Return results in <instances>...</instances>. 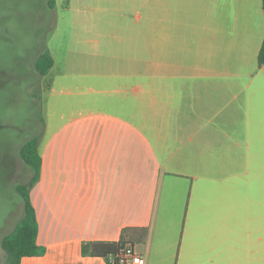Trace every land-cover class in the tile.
Listing matches in <instances>:
<instances>
[{"label": "crops", "instance_id": "obj_1", "mask_svg": "<svg viewBox=\"0 0 264 264\" xmlns=\"http://www.w3.org/2000/svg\"><path fill=\"white\" fill-rule=\"evenodd\" d=\"M149 5L150 74L94 75L44 123L28 195L45 252L20 264H112L81 247L126 228L147 231L144 264H264L261 0Z\"/></svg>", "mask_w": 264, "mask_h": 264}, {"label": "rangeland", "instance_id": "obj_2", "mask_svg": "<svg viewBox=\"0 0 264 264\" xmlns=\"http://www.w3.org/2000/svg\"><path fill=\"white\" fill-rule=\"evenodd\" d=\"M49 1L0 0V243L23 215L15 187L31 174L19 159L21 145L44 138L46 121L49 137L57 113L89 97L94 75L147 77L155 58L149 0H54L53 9ZM45 51L54 66L41 77L34 62Z\"/></svg>", "mask_w": 264, "mask_h": 264}, {"label": "trees", "instance_id": "obj_3", "mask_svg": "<svg viewBox=\"0 0 264 264\" xmlns=\"http://www.w3.org/2000/svg\"><path fill=\"white\" fill-rule=\"evenodd\" d=\"M48 6L53 9L54 0H50ZM261 6L264 14V0H261ZM257 64L258 67L264 65V38L258 52ZM53 66V58L48 51L37 56L34 62V69L41 77H45ZM39 139L38 135L30 137L19 150V159L29 169L31 176L25 184L15 187V193L21 199L23 215L14 231L1 240L0 247L5 254L4 264H20L22 258L41 256L45 252L44 248L38 246L36 242L38 225L35 210L28 195L29 189L37 183L40 177ZM146 237L145 229L126 228L122 230L117 242H89L82 245L81 253L83 256L101 258L117 264L119 252L124 246H133L136 242L145 240Z\"/></svg>", "mask_w": 264, "mask_h": 264}, {"label": "built area", "instance_id": "obj_4", "mask_svg": "<svg viewBox=\"0 0 264 264\" xmlns=\"http://www.w3.org/2000/svg\"><path fill=\"white\" fill-rule=\"evenodd\" d=\"M111 262L114 264L113 261ZM117 264H144V260L135 251L134 246L126 245L119 252Z\"/></svg>", "mask_w": 264, "mask_h": 264}]
</instances>
